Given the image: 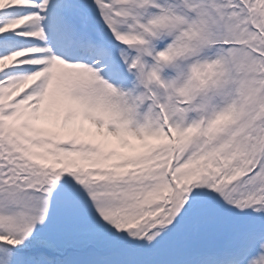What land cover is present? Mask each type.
Returning a JSON list of instances; mask_svg holds the SVG:
<instances>
[{"label":"snow or ice","instance_id":"obj_1","mask_svg":"<svg viewBox=\"0 0 264 264\" xmlns=\"http://www.w3.org/2000/svg\"><path fill=\"white\" fill-rule=\"evenodd\" d=\"M0 264H264V0H0Z\"/></svg>","mask_w":264,"mask_h":264}]
</instances>
